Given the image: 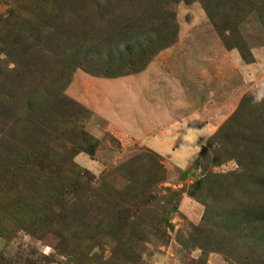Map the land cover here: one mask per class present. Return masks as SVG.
Instances as JSON below:
<instances>
[{"label":"rangeland","instance_id":"1","mask_svg":"<svg viewBox=\"0 0 264 264\" xmlns=\"http://www.w3.org/2000/svg\"><path fill=\"white\" fill-rule=\"evenodd\" d=\"M22 3L0 0V21L12 10L23 7ZM100 3L104 17L98 24L106 30L120 24V19L116 21L118 14L140 15V19L146 20L154 14L158 17L161 9L166 10L174 15L175 40L153 57L148 79L137 78L140 72L109 77L101 73L104 70H98L105 49L120 40L114 34L102 43L104 50L99 62L91 63L96 74L80 67L73 70L64 86V95L88 111L79 123L98 141L92 156L79 152L73 157L75 166L86 176L78 187L82 189L71 193L70 175H63L62 202H54L50 207L55 212L54 220H48L45 227L33 234L16 220L1 218L0 264H264V239L256 240L257 234H264L263 230H246L240 238L213 226L216 220L226 221L234 215L249 222L260 221V211L264 209V196L256 192L257 188H235L226 193L229 195L220 204L218 183L214 181L215 174L230 175L242 170L233 155L240 139H264V104L251 103L252 90L264 82V20L254 12L233 17L234 23L230 17L232 22L220 24V36L212 20L222 18L223 22L226 12L222 11L226 10L224 6L218 10L215 0ZM91 11L93 8L79 11L78 18H87ZM7 22L1 24L7 26ZM10 44L6 41V46H0V66L14 65L17 56L15 46ZM52 58L58 61L60 57ZM195 68L198 75L193 74ZM55 88L52 85L51 89ZM153 99L160 107L165 103L168 109L180 99H187L188 103L201 100L209 105L208 109L218 108V125L206 139H195L191 145L188 139H178L177 150L182 155L162 154L151 145V141L157 140L153 139L155 133L143 134L148 124L156 123L154 113L148 109V104L156 105ZM241 103L244 109L239 119L246 131H239L240 136L218 133ZM178 134L182 137L180 130ZM52 144L70 146L61 140ZM170 146L175 148L174 144ZM255 147V143L248 147L247 154L254 153ZM191 149L198 151L189 156ZM203 178V188H194L195 181ZM241 193L247 208L243 212L238 199ZM232 205L240 211L227 210ZM101 215L109 226L95 230L94 221ZM163 217L167 218L166 224L162 223ZM67 221L87 223L93 230L61 232ZM234 222L235 218H231L227 225ZM80 238L88 239V248L80 245L84 242ZM127 239L135 240L134 248L121 244Z\"/></svg>","mask_w":264,"mask_h":264},{"label":"trees","instance_id":"2","mask_svg":"<svg viewBox=\"0 0 264 264\" xmlns=\"http://www.w3.org/2000/svg\"><path fill=\"white\" fill-rule=\"evenodd\" d=\"M22 2L23 7L12 10L6 19L0 21V24L8 21L7 26L0 25V46H6V41L10 42L11 46H15L17 56L13 67L0 66V219L6 216L16 220L33 234L38 228L45 227L48 220H54L55 212L50 207L54 202H62L60 189L63 175H70L71 193L75 194L82 189L78 187L86 176L75 166L73 157L79 152L92 156L98 145V141L86 133L79 123V119L88 111L78 103L67 100L64 95L68 77L77 67L92 74L97 73L91 69V63L99 62L104 50L102 43L110 34L118 36L120 40L105 49L104 62L98 70H104L101 73L109 77L141 72L158 52L174 42L177 26L173 21L174 15L161 9L158 17L154 14L146 20L140 19V15L123 17L115 12L118 14L116 21L120 19V24L106 30L98 24L104 17L100 0ZM110 2L107 0V4ZM215 2L218 10L221 11L223 6L226 10L222 11L226 12L223 22L222 18L212 20L220 36V24L229 23L230 17H245L254 12L257 18L264 20V0ZM86 8H93V13L85 19H79L78 12ZM228 13L233 16H227ZM234 18L233 23L236 22ZM69 40L70 44L67 43ZM56 55L60 57L58 61L52 58ZM53 76L56 77L54 80ZM52 85L57 89L52 90ZM243 109L241 103L240 109L222 124L218 133L226 132L229 135L232 132L240 136L239 131L245 132L244 123L239 119ZM57 140L70 146L65 148L60 145L63 149L59 150V145L54 147L52 144ZM254 143L257 145L252 150L254 153L247 154L248 147ZM234 150L233 155L242 170L230 175H214V181L218 183L220 204L235 188L241 191L257 188L256 192L264 196V139L258 136L240 139ZM204 184L205 178L196 180L194 188L202 189ZM244 197L241 193L238 198L241 200V212L246 208ZM262 206L264 208V203ZM227 210L231 213L240 211L233 205ZM262 210L260 221L252 219L249 222V219L234 215L227 217L226 221L216 220L213 226L231 236L239 235L243 238L246 230L264 231ZM231 218H235V222L227 225ZM209 221L212 223L211 217ZM67 222L63 224L61 232L77 230L84 233L93 230L87 223ZM162 223L166 224L167 218L163 217ZM93 226L95 230H100L109 225L105 216L101 215ZM110 228L113 229V226ZM2 230L0 225V232ZM260 239H264V234L256 235V240ZM81 241L84 242H80V245L88 248V239L83 238ZM122 243L129 249L135 246V240H122ZM72 248L69 247L70 254Z\"/></svg>","mask_w":264,"mask_h":264},{"label":"crops","instance_id":"3","mask_svg":"<svg viewBox=\"0 0 264 264\" xmlns=\"http://www.w3.org/2000/svg\"><path fill=\"white\" fill-rule=\"evenodd\" d=\"M159 54L157 55L158 57ZM157 56L154 58L155 60ZM152 63L144 71L138 73L136 75L138 76L137 78L146 79L147 77L148 79L150 77L148 71L152 68ZM197 69H194V75L199 74ZM153 101L156 102V105L151 106L148 104V109L154 113L156 123L148 124L147 130L143 134L155 133L158 138H153L157 140L151 141V145L162 154L170 153L172 157L182 155L181 151L178 152L177 150L180 144L178 139H188L189 133H198L199 135L188 139V143L191 145L195 139H206L215 131L218 125V108L211 106L208 109L209 105H204L201 100L198 103H188L187 99H180L178 104L170 106L169 109L165 103L160 107L161 105L156 99H153ZM153 130L156 131L152 132ZM178 130H180L182 137H178ZM170 144H174L175 148H171Z\"/></svg>","mask_w":264,"mask_h":264},{"label":"clouds","instance_id":"4","mask_svg":"<svg viewBox=\"0 0 264 264\" xmlns=\"http://www.w3.org/2000/svg\"><path fill=\"white\" fill-rule=\"evenodd\" d=\"M251 103L253 105L264 104V82L259 83L252 90ZM195 135H199V134L198 133H189L188 139H192ZM197 151H198V149H191L189 152V156L195 154Z\"/></svg>","mask_w":264,"mask_h":264}]
</instances>
